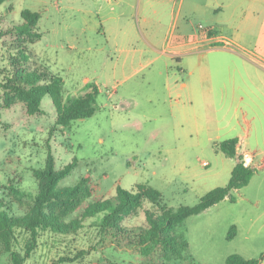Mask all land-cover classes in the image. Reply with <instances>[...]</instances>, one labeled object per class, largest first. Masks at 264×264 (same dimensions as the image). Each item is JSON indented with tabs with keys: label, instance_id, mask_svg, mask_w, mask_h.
<instances>
[{
	"label": "rangeland",
	"instance_id": "1",
	"mask_svg": "<svg viewBox=\"0 0 264 264\" xmlns=\"http://www.w3.org/2000/svg\"><path fill=\"white\" fill-rule=\"evenodd\" d=\"M178 8L179 0L0 3V71L11 68L10 54L24 45L31 58L28 67L44 66L62 77L65 99L82 94L87 82L98 88L96 112L72 121L63 130L53 129L56 111L49 95L42 98L39 114L28 115L21 101L1 108L0 198L11 211L23 213L30 204L15 199L5 187L11 182L34 194L37 182L32 169L43 167L48 153L53 155L56 169L77 159L76 167L59 185L72 186L89 173L91 201L114 196L117 186L133 190L137 184H146L160 192V205L176 209L195 204L210 189L227 183L236 158L224 154L219 145L225 139H242L247 127L242 115L235 117L219 100L205 109L204 101L189 100L184 91L164 92L156 74L146 76L144 64L156 56L147 44L162 47L172 35L178 38L190 32L178 22L175 28L176 17L189 19L184 7ZM24 9L40 14L36 30L41 37L33 43L7 33L22 23ZM197 22L190 18L192 25ZM127 48L135 51L127 52ZM123 68L134 76L124 79ZM177 80H186V75ZM2 97L0 90V101ZM242 147L252 155L264 151L252 143ZM254 165L253 180L231 190L233 200L226 197L176 227L188 243L187 257L210 264L238 253L261 257L260 264H264V194L258 189L264 167ZM247 195H256L257 203L249 202ZM149 206L144 203V208ZM144 217L140 208L125 224L143 225ZM231 226L236 234L228 240ZM25 240L26 234L19 233L15 247L21 250ZM80 250L88 254L74 262H60L61 257H72ZM186 260L169 264H187ZM113 262L147 263L135 249L115 246L95 227L85 225L71 234L41 232L36 249L24 264ZM0 264H10L9 254L1 248Z\"/></svg>",
	"mask_w": 264,
	"mask_h": 264
},
{
	"label": "trees",
	"instance_id": "2",
	"mask_svg": "<svg viewBox=\"0 0 264 264\" xmlns=\"http://www.w3.org/2000/svg\"><path fill=\"white\" fill-rule=\"evenodd\" d=\"M4 0H0V3ZM22 23L7 30L25 43H33L41 37L36 30L40 14L24 9L20 13ZM21 45L14 54H10L11 68L0 71V90L3 92L0 110L11 107L16 101L24 104L28 115L41 112V101L49 95L55 107L56 118L53 129L63 130L70 127L72 121L91 117L97 110L95 84L86 83L82 94L65 99L63 79L44 66L28 67L31 58ZM1 118V113H0ZM238 139L229 138L220 142V150L236 162L229 179L224 186L210 189L190 206L169 209L160 205L161 194L146 184H137L133 190L116 187V194L110 198L91 201L93 194L91 176L82 175L72 186H60V180L66 178L77 165V159L59 169L55 168L54 157L48 153L44 166L33 168L37 182L34 194L19 189L9 182L5 189L18 201L27 200L28 208L23 213H15L0 198V248L9 254L10 264H24L37 247L41 232L57 234L76 233L85 225L95 227L102 238L120 247H131L147 262L145 264H169L172 260L187 258V264H206L187 257V241L176 232V227L186 218L197 215L226 197L233 200L231 190L246 186L256 172L254 166H244L242 155L237 154ZM150 206L144 208V203ZM144 209V224H125V220ZM88 224H86V222ZM231 226L226 238L231 240L236 234ZM25 233L26 240L21 250L18 234ZM88 254L80 250L72 257L63 256L60 262H74ZM262 258H245L238 253L228 255L222 263L210 264H260ZM112 264H123L113 262ZM128 264V263H127Z\"/></svg>",
	"mask_w": 264,
	"mask_h": 264
},
{
	"label": "crops",
	"instance_id": "3",
	"mask_svg": "<svg viewBox=\"0 0 264 264\" xmlns=\"http://www.w3.org/2000/svg\"><path fill=\"white\" fill-rule=\"evenodd\" d=\"M183 7L189 19L176 17L175 28L178 22L190 32L172 35L162 47L147 44L156 54L144 64L147 79L156 74L164 92L184 91L189 100L204 101L205 109L219 100L235 117L241 114L247 125L237 146L244 150L242 146L252 143L264 149V0H179L178 9ZM191 17L197 24L190 23ZM124 72V79L134 76ZM182 74L186 80L178 82ZM251 157V166L257 162L264 167V151ZM258 189L264 194V177ZM247 200L255 204L257 196L247 195Z\"/></svg>",
	"mask_w": 264,
	"mask_h": 264
},
{
	"label": "built area",
	"instance_id": "4",
	"mask_svg": "<svg viewBox=\"0 0 264 264\" xmlns=\"http://www.w3.org/2000/svg\"><path fill=\"white\" fill-rule=\"evenodd\" d=\"M198 27L203 30L204 27L202 25H198ZM236 149H240L239 146H237ZM241 150V149H240ZM240 154L242 155V163L244 166H251L252 164V157H251V154L248 153L247 151L245 150H241Z\"/></svg>",
	"mask_w": 264,
	"mask_h": 264
}]
</instances>
